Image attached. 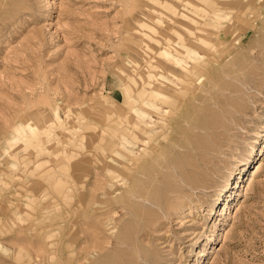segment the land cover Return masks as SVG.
I'll return each mask as SVG.
<instances>
[{"label":"rangeland","instance_id":"rangeland-1","mask_svg":"<svg viewBox=\"0 0 264 264\" xmlns=\"http://www.w3.org/2000/svg\"><path fill=\"white\" fill-rule=\"evenodd\" d=\"M166 1L174 15L154 0H0V264L122 262L119 249L101 248L106 236L127 239L142 225L116 213L109 214L108 232L104 226L105 214L129 204L137 186L136 173L127 190L117 186L121 162L135 160L129 153L120 159L119 121L136 115L152 56L181 31L184 0ZM262 34L253 41L263 42ZM253 81L222 104L193 97L210 89L195 82L179 112L164 107L157 150L146 153L148 142L125 144L143 155L137 166L147 179L168 161L188 189L185 200L193 198L174 213L177 200L159 196L171 209L160 210L161 223L152 225L142 264H264V74ZM207 82L221 93L228 81ZM203 175L214 185L187 186ZM152 187H159L156 180Z\"/></svg>","mask_w":264,"mask_h":264},{"label":"bare ground","instance_id":"bare-ground-1","mask_svg":"<svg viewBox=\"0 0 264 264\" xmlns=\"http://www.w3.org/2000/svg\"><path fill=\"white\" fill-rule=\"evenodd\" d=\"M154 1L166 7L173 15L177 12V9L172 4H168L166 0ZM184 5L188 12L179 13L184 21L178 22L181 28L180 33H177V36L174 37L169 36L164 52L156 53L152 56L148 89L142 87L136 92V115L132 118H123L119 121V131L121 133L120 148L122 153L120 159L121 161L125 160L126 154L129 153L133 155L132 161L135 159V163L128 164L126 160L121 162L122 164L117 170L116 179H118L117 182L119 184L117 186L127 190L130 176L134 173H136L134 175L136 176L137 186L133 185V194L131 195L129 204L121 203L105 214L104 226L108 232L109 214L114 215L116 213L119 216V221L135 222L137 220V223H141L142 226L138 229L135 228L132 231V235L127 239L120 240L115 236V241L111 242L108 236H106L105 246L103 245L101 248L106 251L110 250V247L119 249L122 262L118 264H122L123 261L129 264H142L143 260H148L146 256H141L139 252L147 245L149 246L147 235L152 230V225H158V222L161 221L160 219L163 215H161V212L163 213V211L160 212V210H164L167 213L171 209V207L165 206V203L162 204L163 198L166 201L176 202L177 200V204L173 205L174 208H172L174 213L182 210L181 206L185 205L186 202L193 201L192 197H189L187 200L183 197V192L188 189L183 188L182 184L178 182V178L174 176L173 166L168 161H162L159 164L157 168L159 174L157 177L154 176V179H147L150 174L143 171L139 166L140 164L137 166L138 160L141 161L143 155L127 150L125 144L131 143L132 146H135L137 143V146L140 145L141 147L148 142L150 144L147 147L146 153L150 154L153 150H157L160 147V143H155L154 136L164 131L165 125H158L160 121H166L164 118L166 117L167 110H163L164 107L167 106V108L169 107V109L179 112L185 103V94L193 86V90H197L198 86L195 88V85H193L195 82L205 81V87H210V89L204 95L201 92L194 93L193 97L198 100L205 97L209 103L222 104L226 99L233 100L235 97H241L242 93L244 94V89L241 86L249 85L251 82H254L253 80L256 76L264 74V40L263 42L253 41L255 37L262 36L261 38H263L264 22H260L259 16L264 14V6H261V4L251 7L246 5L240 6V2L235 0H184ZM143 37H147L150 41L153 40L151 35H143ZM223 76L228 81L227 86L221 88L223 92L218 93L219 88L215 84L208 85L207 80L210 79L211 82L214 78L220 79ZM257 80L260 79L257 78ZM259 86H261V83H259ZM207 109L210 112L217 111L216 106H208ZM229 109L231 110V108ZM155 118L157 124L154 123ZM28 127L31 134L34 135L36 132L35 127L30 125ZM130 128L132 130L128 132ZM173 135L175 134L173 133ZM187 159L191 161L189 158ZM252 171V175H255L258 168ZM166 174H169V176ZM203 176V178L200 177L196 182H191L190 180L185 182L190 189L196 188L198 185L201 188L214 185L208 179V176ZM153 180L157 181L158 188L152 187ZM198 181L201 182L199 183ZM150 186L152 188H148ZM106 191L107 193H111L110 187H106ZM159 196L163 198L161 199ZM130 203L132 204L130 205ZM117 209H120L121 212L118 213ZM94 251V247L91 245L88 249L89 257L95 254ZM151 260L155 262L157 259L151 257Z\"/></svg>","mask_w":264,"mask_h":264}]
</instances>
